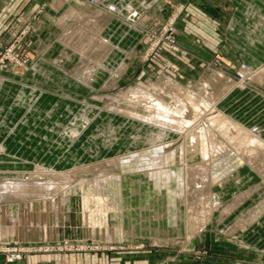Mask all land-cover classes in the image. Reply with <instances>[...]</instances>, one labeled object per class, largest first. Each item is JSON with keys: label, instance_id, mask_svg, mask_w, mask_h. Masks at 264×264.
<instances>
[{"label": "rangeland", "instance_id": "374dc122", "mask_svg": "<svg viewBox=\"0 0 264 264\" xmlns=\"http://www.w3.org/2000/svg\"><path fill=\"white\" fill-rule=\"evenodd\" d=\"M102 1L87 0L92 6L103 5ZM208 1L217 9L207 16L214 20L219 38L206 59L191 56L179 42L176 21L185 11L184 2H176L165 19L145 18L143 6H129L123 14L119 6L113 4L111 10L112 5H106L107 11L139 32L142 49H137L134 59L127 60L129 67L121 68L125 73L117 79H109L108 71L93 85L86 84L80 90L52 85L37 77L16 78L2 73L4 69L14 71L28 64L19 47L28 30L23 29L13 42L0 49V87L2 79L7 78L38 89L34 96L30 93L29 98L33 97L21 109L17 105L13 107L14 94L9 97L4 94L0 100L3 105L0 154L8 156L0 157V185L7 180L52 182L55 187L51 192L57 199L38 200L34 210L26 202L52 194L36 189L24 197L15 194L0 200V222L6 221L5 227L0 228V264H14L24 259L32 263L38 261L36 259L45 260L43 264H264V230L256 242L252 241L255 231L246 234L244 239L240 236L249 224L243 219L244 214H264V175L258 173L251 181L256 171L242 158L233 167L247 165V172L243 166V173L240 169L239 174H227L224 178L220 174L222 179L212 183L210 194L217 205L209 220L196 221L190 215L193 213L189 211L188 198H177L174 206L177 221L169 236L124 233L122 191L126 195L127 188L121 190L115 181L106 186L92 183L98 176L129 173L121 169L123 164H118V159L150 146V143L131 141L149 138L153 132L147 128L149 125L128 114L145 115L149 111L148 97L132 96L128 92L131 87L150 92L172 107L179 103L184 105L187 119H192L193 109L186 96L191 95L196 104L203 107L207 91L221 116L210 128L208 144L225 143L230 152L232 141L241 139L243 130L257 132L264 142V0ZM75 28L81 27L76 25ZM76 29H66L60 35L51 63L60 64L71 76L75 71L93 74L100 63L99 55L91 54L92 47H86L87 57L79 52L83 39L77 36ZM193 42L201 44L202 41L194 35ZM169 55L180 59L182 64L173 62ZM153 59L160 62L153 63ZM244 67L243 75L240 69ZM26 69H30L27 75H34L33 64ZM21 94L18 98L22 99ZM40 95L43 96L41 105L38 104ZM29 114L42 123L48 133L41 142L43 156L34 160L24 157L20 146H10L7 150L4 145L10 132ZM82 117L87 120L84 122ZM132 122L140 127H132ZM110 125L113 126V134L109 135L111 143L105 144L106 132H112ZM188 126L180 132L182 140L186 141L185 183L189 180L188 173L196 175L194 172L204 164L202 141L196 137L192 141L189 136L198 129ZM75 127L78 131L72 133ZM40 134L44 137L46 133ZM256 158L254 160L263 163L264 168V151H258ZM137 189L132 192L136 199L127 207L137 211L138 218L142 209L140 198L146 194L153 202L158 193L146 183ZM152 207L153 213L161 208L160 203ZM148 217L157 219L152 212Z\"/></svg>", "mask_w": 264, "mask_h": 264}, {"label": "crops", "instance_id": "0c3cea01", "mask_svg": "<svg viewBox=\"0 0 264 264\" xmlns=\"http://www.w3.org/2000/svg\"><path fill=\"white\" fill-rule=\"evenodd\" d=\"M176 2H184L186 5L185 11L176 21L180 44L189 51L191 56L209 58L211 56L210 50L215 48L219 35L216 33L214 20L207 16L210 12H217V9L208 0H103V5L100 6H92L87 0H0V49L13 42L23 29L28 30L19 43L23 57L27 58L28 64L14 71H6L4 69L2 73L16 78L21 76L37 77L52 85L55 83L59 86L72 87L79 90L84 89L86 84L93 85L98 78L100 79L108 71L110 74L109 79H117L116 77H120L122 73H125L121 68L126 69L129 67L127 60L134 59L138 53L137 49H142V45L138 39L139 32L132 26L123 23L112 12L107 11L105 6L115 4L120 7V12L123 14H126L129 6H143L142 12L145 18L155 17L157 19H165ZM76 25L81 28L77 30L75 28ZM66 29H73V31L76 29L75 33H77V36L83 39L79 51L80 53H84L83 56L87 57L85 53L86 47H92L91 54L94 56L97 57L99 55L100 63L93 74L87 73L88 71H75L76 73H72L71 76L68 70L63 69V66L60 64L55 65L51 63L53 62V53L57 45L60 44L58 43V39ZM194 35L200 37L201 44L193 42ZM169 57L179 66L182 64L180 59L170 55ZM152 62L159 63L160 61L159 59H153ZM30 64H33L35 68L34 75H27V73H30V69H26V67ZM0 91V100L6 94L7 96L14 94L16 99L13 101L15 102L13 107L17 105L18 109L23 108L29 99L38 93L37 88L20 85L7 78L2 79ZM21 91L24 95L21 94ZM30 93L33 95L31 98H29ZM20 94L22 99L18 98ZM42 97L40 95L39 105L42 104ZM2 108L3 105H0V110ZM220 108L223 109L222 106ZM110 124L112 125V122ZM16 126L18 128H14L10 132L8 142L6 141L8 144L4 143L5 147H7L6 149L9 150L10 146H20L19 149H23L24 157L36 159L41 155L40 152L43 151L42 139L48 136V133L42 127V123H38V120L29 114ZM112 129L113 126H111ZM255 130L257 131V129ZM43 132L46 133L44 137L40 134ZM107 133L105 135V144L111 143V138L109 137L113 134V132L111 134ZM256 134L258 136L257 132ZM1 135L2 133L0 132ZM106 138L109 139V142L106 141ZM114 144L117 145L118 143ZM0 157L6 158L8 156L0 154ZM248 164L250 166L251 163ZM243 166H245L243 168L245 171L248 170L246 168L247 165L231 166L230 171L232 172L229 171L227 173L228 176L239 174V170ZM250 167L248 168L250 169ZM243 169H241V173H243ZM257 174L258 172H256L251 181L255 180ZM228 180H230L229 177L227 178ZM124 201V204L126 203V206H128L130 201L127 197ZM212 214L206 219L209 220ZM5 222H0V228L5 227ZM248 223L250 227L248 228V225L245 226L240 236L244 239L246 234L255 231L257 233H254L255 236H253L254 239L252 241L256 242L264 230V214L262 212L260 214L257 213L255 218L248 221ZM258 235L259 237H257ZM158 236H169V234ZM36 260L38 261L33 260L34 262L32 263L28 259H24L20 262L15 261L14 264L45 263V260Z\"/></svg>", "mask_w": 264, "mask_h": 264}, {"label": "bare ground", "instance_id": "6f19581e", "mask_svg": "<svg viewBox=\"0 0 264 264\" xmlns=\"http://www.w3.org/2000/svg\"><path fill=\"white\" fill-rule=\"evenodd\" d=\"M110 8L113 10V5ZM133 14H135V12ZM240 70L243 75L246 73L245 67ZM128 92L132 94V96L145 95L150 100L149 105H146L149 108L147 114L143 115L137 112L128 113L133 119L141 121L142 124L149 125L147 128L154 132H152V134L150 133L151 135L149 138L146 137L143 139V137H137L138 139H132L131 141L136 144L150 143V146H148V149L145 151L139 149L141 151L140 153L137 152L130 156L120 158L121 160L118 159V164H123L121 165V169L124 168V170L130 171L129 173L122 172V174L98 176L93 178V181L91 180L92 183L97 186H106L108 182L115 181L120 184L121 190L127 188L126 195L122 191V219L124 233L148 234L152 236H158L161 234L170 235L174 232V226L177 221L176 210L174 209L177 198L182 200L188 198L187 205L189 211L193 213V215L189 214L191 217H194L196 221L199 220V218L202 220L206 219L213 213L216 207L215 205H217L214 204L213 198L210 194L212 183L221 177L224 178L231 170V166L233 167L240 158L251 163L250 166L260 175H264L262 168L263 163L260 164L254 160L258 151H264V142L258 138L256 133L241 130V139L235 138L232 141L233 144L231 148L234 151L232 150L230 152L227 151L228 149L230 150V148H227L225 143H221L217 146L207 143L210 128H213L217 119L221 117L215 104H213L215 100H212L214 98L211 99L207 91H205L207 95L205 99H207V101L203 102V107H199L201 105L198 103L196 104V99L194 100L191 95L188 94V96H186L193 109L192 119L186 118V110L184 109V105H180V103L179 105L172 107L169 104L163 103L152 93L141 90V88L131 87L128 89ZM83 119L84 122L87 120L86 117ZM130 125L132 127H140L136 122H132ZM187 126L188 128L192 126L193 129H198L191 132L189 136L192 141H194L195 137L200 138L202 141L201 156L204 164L194 172L196 175L188 173L187 176L189 180L188 183H185L183 161L185 158L184 146L186 141L184 139L182 140L180 132ZM76 130H78L76 127L73 128L72 133ZM106 141L109 142V139L106 138ZM228 144L230 145V143ZM257 158H259V156ZM220 174H222L221 177ZM37 175L39 174H33V176L36 177ZM134 175H136L138 179H136ZM144 183L149 184V186L157 191L158 194L153 202L150 201V196L146 194L140 198L142 201L139 207H142V209H140L141 215H139L138 219L136 217L137 211L131 209V207H127L126 203L124 204V200L126 197L130 202L133 201V199L135 200V195L133 196L132 192L138 190L137 186L144 185ZM54 187L55 185L52 182L37 181L36 183H31L23 180H7L0 185V200L6 197H13L15 194L24 197L28 194H32V190L36 189H41L45 191V193L52 194L53 192L51 191H53ZM53 196L54 194L47 195L46 197L43 196L41 199L35 197L34 199L32 198L30 202H26V204L31 210H34L38 204V200L57 201ZM159 203L161 208L158 209L157 213H153L152 210L154 207H152V205ZM151 212L157 217V219H149L148 214ZM159 213H163V216L165 217H159ZM254 215L255 214L248 212L244 214L243 219L251 221Z\"/></svg>", "mask_w": 264, "mask_h": 264}, {"label": "built area", "instance_id": "2783aa9c", "mask_svg": "<svg viewBox=\"0 0 264 264\" xmlns=\"http://www.w3.org/2000/svg\"><path fill=\"white\" fill-rule=\"evenodd\" d=\"M92 3H101L102 0H90ZM109 8V7H108ZM114 8V6H113ZM112 10V9H111ZM133 13H131L130 15H132ZM134 15V14H133ZM176 49V47H174ZM7 51L10 52V50L8 49ZM16 59V58H15Z\"/></svg>", "mask_w": 264, "mask_h": 264}]
</instances>
